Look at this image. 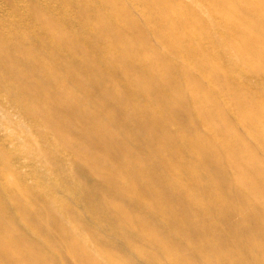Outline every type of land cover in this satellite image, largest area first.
<instances>
[{"label": "bare ground", "instance_id": "1", "mask_svg": "<svg viewBox=\"0 0 264 264\" xmlns=\"http://www.w3.org/2000/svg\"><path fill=\"white\" fill-rule=\"evenodd\" d=\"M13 1L0 109L57 173L0 124V264H264V0Z\"/></svg>", "mask_w": 264, "mask_h": 264}, {"label": "rangeland", "instance_id": "2", "mask_svg": "<svg viewBox=\"0 0 264 264\" xmlns=\"http://www.w3.org/2000/svg\"><path fill=\"white\" fill-rule=\"evenodd\" d=\"M55 1H56V3H60L63 6H66L62 0H55ZM72 1H78V0H72ZM24 13H25L24 9L21 8L20 6H18L16 1L14 2L13 0H0V14H1L0 31L2 33H4V35H7L8 31H9V29H6V27H5V21L3 18V16L5 14H8V16H10V18L13 21V25L16 24L18 26H21V28L24 31H27L31 34L36 33L37 27H35L31 21H29L25 18V16L23 15ZM204 20L206 22H209L208 18H204ZM107 21L109 23L115 22V17L110 15L109 19ZM11 42H12V44H15L17 41L15 38H12ZM159 51L166 55V53L163 49L159 48ZM98 58L99 57H97L95 55V59L97 61H98ZM238 61L235 60L236 65L239 64ZM255 80L258 81L256 78H255ZM250 86L252 87L253 84ZM1 94H2L1 101H3L6 97V95H4L3 91H1ZM0 124L5 125L6 127L8 126L12 129L10 134H8V135L6 134V137L15 138V139L20 138L22 140V143L24 144L25 150L27 151V153L29 155H30V151H34L37 154V156H34L31 154L32 158L27 157V159L30 162H32L36 167L39 165H41V167L42 166L49 167V168H51V171L54 174L57 173L54 169V165L49 164L48 162H44V160L42 159V156H40V155H44L43 153L45 152V147H44L45 140H43L41 138V136L45 134V131H44V126L41 123H38V121H36L32 116L18 112L16 109H14L10 106H8V107L3 106L0 109ZM1 137L4 138V136L0 135V139H1ZM65 151H66L65 154L70 153L68 149H66ZM35 157H37V158H35ZM47 165H49V166H47ZM69 167H70L71 174L74 175V177L77 178L78 181H81L83 183L84 180H86L85 178H83L81 176V174L78 171H76L74 169V166L70 165ZM88 184L90 185L91 183H88ZM87 187H89V186H87ZM2 189L3 188H0V202H2V201L9 202V199H10L9 196L5 195L2 192ZM88 198H91V197H87L86 201H88ZM38 204L41 205V202H39ZM56 218L58 220H61V219L63 220V217L60 216L58 213H57ZM14 227L17 228L16 225H14ZM72 230H73L72 231L73 233L77 231V229H75V228H72ZM31 234H32V236H30V237H32L34 239H36V238L38 239V237H37L38 232H34ZM51 236L54 240H59L58 236H56V234L51 233ZM60 247H61V249H63L62 245H60ZM67 262L69 264H75V258L73 256L69 255L67 257Z\"/></svg>", "mask_w": 264, "mask_h": 264}]
</instances>
